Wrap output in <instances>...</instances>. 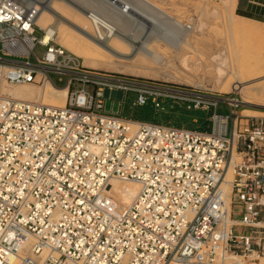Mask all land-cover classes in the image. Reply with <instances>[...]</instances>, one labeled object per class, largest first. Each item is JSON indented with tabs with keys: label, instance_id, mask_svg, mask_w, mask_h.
<instances>
[{
	"label": "built area",
	"instance_id": "2783aa9c",
	"mask_svg": "<svg viewBox=\"0 0 264 264\" xmlns=\"http://www.w3.org/2000/svg\"><path fill=\"white\" fill-rule=\"evenodd\" d=\"M36 32L23 3L0 0V264H264V117L241 114L237 93L86 67ZM49 72L65 79L64 106L4 90L56 86ZM115 92L203 111L210 125L106 112ZM112 179L139 185L129 205L108 194Z\"/></svg>",
	"mask_w": 264,
	"mask_h": 264
},
{
	"label": "rangeland",
	"instance_id": "374dc122",
	"mask_svg": "<svg viewBox=\"0 0 264 264\" xmlns=\"http://www.w3.org/2000/svg\"><path fill=\"white\" fill-rule=\"evenodd\" d=\"M80 1L88 7L90 5V8L97 10L104 17L109 16V21L111 19L113 22L111 24L118 26L123 43L127 41L133 44L131 49H124L129 54L135 52L132 60L117 61V68L108 66L98 70L146 81L155 86L189 87L201 93L226 95L232 93L223 86L229 82L225 78L217 80L215 74L216 64L221 58L226 59V66L231 63L242 66L243 81L247 80L249 85L258 86L253 91L257 96H264V86H261L264 82V19L251 17L237 10L235 5L233 13L259 21H248L233 15V21L246 27L251 34L238 33L229 29L228 11L224 10L225 0H148L158 5L160 10L154 5L150 9L136 3L134 12L123 13L124 16L118 13L121 15L119 16L116 8L105 0ZM147 14L150 17L146 16ZM171 20H179L182 26L174 25ZM36 36L41 37V32H36ZM230 43L232 46H229ZM35 53L41 56L43 48L37 46ZM233 57L238 62L234 63ZM79 60L84 65V60ZM88 62L91 66L102 64L97 55L92 56ZM49 77L58 87L65 82L63 76L54 72H49ZM234 90L238 91L236 87ZM252 99L247 101L253 102ZM133 100L134 95L131 93L121 95L115 92L110 97H105L104 108L106 112L119 113L126 118L201 129H207L210 125L204 121L203 111L165 104V107L157 112L150 103L135 107ZM217 112L229 113L224 102H220ZM193 118L197 122H193Z\"/></svg>",
	"mask_w": 264,
	"mask_h": 264
},
{
	"label": "bare ground",
	"instance_id": "6f19581e",
	"mask_svg": "<svg viewBox=\"0 0 264 264\" xmlns=\"http://www.w3.org/2000/svg\"><path fill=\"white\" fill-rule=\"evenodd\" d=\"M16 1L24 4L32 23L44 30V34L40 38L42 42L47 43L49 40H52L54 43L67 48L70 51H68L69 53L82 58L84 60V66L86 67L100 69L102 67L112 66L117 68V61H130L135 56V52L129 54L127 50H124L127 48L131 49L133 44L127 43V41L123 43L118 26L111 24L113 22L111 19L109 21V16H107L108 18L104 17L97 10L90 8V5L89 7L84 5L80 0ZM105 1L116 8V12L118 11L117 14L119 13L122 15L123 13L127 14V12L133 13L136 3L143 4L144 7L150 9L154 5L160 10L159 6L155 5L153 2H149L150 0H145L146 2L144 0ZM236 2L237 0H225L224 2V10L228 11L229 15V29L238 33H250L246 27L233 21V15L234 17L246 19L248 21H259L233 13V8L236 5ZM114 7L113 9H115ZM143 15L145 16V13H143ZM146 16L149 15L147 14ZM171 21L176 26H182V23L179 20ZM185 44L187 45L188 43ZM230 45L231 43L229 46ZM230 52L232 51L230 50ZM94 55L100 57L102 64H97L96 66L88 65V61L91 60V57ZM232 60L234 63L237 61L234 57ZM184 61L182 62L184 63ZM225 64L226 59L219 58V62L215 67L216 78L217 80L225 78L229 83L227 85L224 84L223 86H226L229 91L238 94L240 101L242 102L240 113L244 111L242 113L245 115L264 117V96H257L253 91V89L258 86H254L253 84L249 85L247 80L243 81L242 66L232 63L226 66ZM261 86H264V82L261 83ZM235 87L238 91L234 90ZM4 90L7 94L14 97L43 102L49 105L64 106L66 103V88L51 84H43L41 86H35L32 84H13L5 86ZM249 98H253L252 100L254 101H247ZM256 111H259L260 113H255ZM237 160L238 155L233 153L232 163L227 173L228 181L232 177V165ZM225 187L227 189V185ZM107 190L108 194L118 203L129 205L138 193L139 185L134 181L112 179L109 182ZM261 262L264 263V259H261Z\"/></svg>",
	"mask_w": 264,
	"mask_h": 264
},
{
	"label": "crops",
	"instance_id": "0c3cea01",
	"mask_svg": "<svg viewBox=\"0 0 264 264\" xmlns=\"http://www.w3.org/2000/svg\"><path fill=\"white\" fill-rule=\"evenodd\" d=\"M235 8L249 15L264 19V8H260L256 5L250 4L248 0H237Z\"/></svg>",
	"mask_w": 264,
	"mask_h": 264
},
{
	"label": "trees",
	"instance_id": "16d2710c",
	"mask_svg": "<svg viewBox=\"0 0 264 264\" xmlns=\"http://www.w3.org/2000/svg\"><path fill=\"white\" fill-rule=\"evenodd\" d=\"M251 17H254V18H256V19H259V18H257V17H255V16H253V15H250Z\"/></svg>",
	"mask_w": 264,
	"mask_h": 264
}]
</instances>
